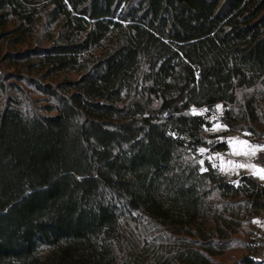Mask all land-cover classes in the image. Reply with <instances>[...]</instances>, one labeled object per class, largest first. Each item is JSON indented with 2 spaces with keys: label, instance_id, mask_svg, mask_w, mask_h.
Wrapping results in <instances>:
<instances>
[{
  "label": "trees",
  "instance_id": "trees-1",
  "mask_svg": "<svg viewBox=\"0 0 264 264\" xmlns=\"http://www.w3.org/2000/svg\"><path fill=\"white\" fill-rule=\"evenodd\" d=\"M211 116L263 134L264 0H0V264L229 250L264 186Z\"/></svg>",
  "mask_w": 264,
  "mask_h": 264
},
{
  "label": "rangeland",
  "instance_id": "rangeland-1",
  "mask_svg": "<svg viewBox=\"0 0 264 264\" xmlns=\"http://www.w3.org/2000/svg\"><path fill=\"white\" fill-rule=\"evenodd\" d=\"M211 118L215 119V122L209 130L203 131V135H216L218 140L226 143V149L217 153L203 151L202 155L216 164L226 176L234 178L241 174L251 175L264 186V178H262L264 176V123L260 126L263 134L255 136L245 131H232L216 116H211ZM236 165H244V167ZM138 236L140 237L136 233V238ZM233 237L234 240L229 250L213 256L209 264H240L243 257L251 258L255 254L259 256L261 263H264V212L261 211L252 218ZM137 241L146 264H164L163 259L156 260L160 256L152 244L148 245L139 238ZM252 242L259 244L258 250H251Z\"/></svg>",
  "mask_w": 264,
  "mask_h": 264
},
{
  "label": "built area",
  "instance_id": "built-area-1",
  "mask_svg": "<svg viewBox=\"0 0 264 264\" xmlns=\"http://www.w3.org/2000/svg\"><path fill=\"white\" fill-rule=\"evenodd\" d=\"M258 246L259 244L257 242H252L250 244L251 250H254V251L258 250L259 248ZM253 260L255 261V264H264V263H261V260L257 254L253 255Z\"/></svg>",
  "mask_w": 264,
  "mask_h": 264
},
{
  "label": "snow or ice",
  "instance_id": "snow-or-ice-1",
  "mask_svg": "<svg viewBox=\"0 0 264 264\" xmlns=\"http://www.w3.org/2000/svg\"><path fill=\"white\" fill-rule=\"evenodd\" d=\"M195 111V110H194ZM217 127H219V125H217ZM201 152L204 151V149L200 150ZM201 164H203V161H200ZM231 163V162H230ZM237 167H244V165H236ZM204 171H207V169H203ZM262 178H264V176H262Z\"/></svg>",
  "mask_w": 264,
  "mask_h": 264
},
{
  "label": "crops",
  "instance_id": "crops-1",
  "mask_svg": "<svg viewBox=\"0 0 264 264\" xmlns=\"http://www.w3.org/2000/svg\"><path fill=\"white\" fill-rule=\"evenodd\" d=\"M262 212H264V211H262Z\"/></svg>",
  "mask_w": 264,
  "mask_h": 264
}]
</instances>
